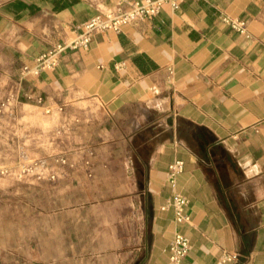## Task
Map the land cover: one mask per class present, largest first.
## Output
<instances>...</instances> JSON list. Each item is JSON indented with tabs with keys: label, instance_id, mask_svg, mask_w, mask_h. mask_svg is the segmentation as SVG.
<instances>
[{
	"label": "crops",
	"instance_id": "obj_1",
	"mask_svg": "<svg viewBox=\"0 0 264 264\" xmlns=\"http://www.w3.org/2000/svg\"><path fill=\"white\" fill-rule=\"evenodd\" d=\"M137 1L0 0V103L20 94L10 124L21 134L43 125L47 140L61 131L63 155L93 152V188L122 190L97 202L91 232L77 218L82 244L63 246L60 264H73L68 252L75 264H171L178 231L192 245L182 264H222L225 252L237 256L228 264H264V0H181L22 76L94 16ZM223 17L245 20L246 33ZM83 181L76 170L68 183ZM175 193L190 200L189 224L163 210Z\"/></svg>",
	"mask_w": 264,
	"mask_h": 264
},
{
	"label": "rangeland",
	"instance_id": "obj_2",
	"mask_svg": "<svg viewBox=\"0 0 264 264\" xmlns=\"http://www.w3.org/2000/svg\"><path fill=\"white\" fill-rule=\"evenodd\" d=\"M12 118L8 113L0 124V264H60L66 255L61 248L78 242L77 218H88L79 228L85 235L91 232L97 202L104 204L122 190L93 188L83 165L88 156H67L73 167L56 164L64 152L61 131L52 132L47 140L37 132L43 125L35 123V134L28 128L21 134L10 124ZM44 162L58 175L56 180L45 178L39 168ZM76 170L86 184L80 188L68 183ZM86 243L91 240L85 236ZM67 255L75 264L76 254Z\"/></svg>",
	"mask_w": 264,
	"mask_h": 264
},
{
	"label": "built area",
	"instance_id": "obj_3",
	"mask_svg": "<svg viewBox=\"0 0 264 264\" xmlns=\"http://www.w3.org/2000/svg\"><path fill=\"white\" fill-rule=\"evenodd\" d=\"M168 5L172 11H178L180 9L181 0H140L132 3L128 8L120 5L116 11H110L107 14L97 15L86 22L83 27L76 32L74 38L57 45L53 50L38 58L34 66H24L22 68L23 77H40L46 71L55 70L61 63L63 55L69 50L88 49L93 41L94 36L97 33H103L107 31H113L119 33L126 25L138 24L145 21L153 20L163 8ZM223 22L226 23L232 30L245 34L247 31V22L240 19H232L229 17H223ZM20 101L19 91H12L6 96V98L0 103V124L2 123L5 115L10 113L14 115L17 105ZM38 103L44 106L45 101L42 97L38 98ZM60 108L59 111H63ZM45 114L50 115L52 109L46 107L44 109ZM81 155L88 156L83 162L84 167L87 169L89 177L93 175V152L90 150L80 151ZM55 160L56 164L61 167H73L70 165L69 159L66 155H59ZM40 170L51 181L56 180L57 174L52 172L49 163H42ZM185 164L183 161L177 160L169 166L168 181L176 187L179 176L184 173ZM4 174V171L1 172ZM190 205L188 197L183 196L180 193H175L173 198L163 207V210H173L175 215V221L178 225L189 224L191 222L190 215L187 213V209ZM192 245L190 239L182 232H176L174 238L170 243V262L171 264H182L191 251ZM237 259L235 254L225 252L221 257L222 264L232 263Z\"/></svg>",
	"mask_w": 264,
	"mask_h": 264
}]
</instances>
